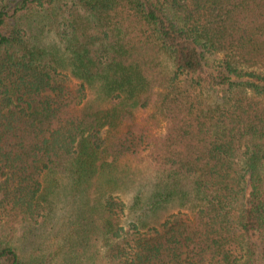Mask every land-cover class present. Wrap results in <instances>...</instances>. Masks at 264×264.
Segmentation results:
<instances>
[{"label": "trees", "instance_id": "obj_1", "mask_svg": "<svg viewBox=\"0 0 264 264\" xmlns=\"http://www.w3.org/2000/svg\"><path fill=\"white\" fill-rule=\"evenodd\" d=\"M0 264H264V0H0Z\"/></svg>", "mask_w": 264, "mask_h": 264}, {"label": "rangeland", "instance_id": "obj_2", "mask_svg": "<svg viewBox=\"0 0 264 264\" xmlns=\"http://www.w3.org/2000/svg\"><path fill=\"white\" fill-rule=\"evenodd\" d=\"M152 132L155 135H162L166 132L165 123H161L159 126L153 127ZM125 168H129V171L132 173H138L139 179H146L149 177L150 173L147 169L146 164L138 163L134 161L129 162V166L123 164ZM65 197L67 199L66 203L63 206H60L53 214L52 224L59 226H66V228H71L75 230L79 226L91 227L94 233H97L100 228V217L98 215L95 216H87L85 210L78 206L75 202L72 204L70 202V192L65 193ZM129 199V198H128ZM90 229V228H89ZM99 235V232H98ZM95 240V239H93ZM97 244V241L94 242V246ZM92 259V258H91ZM90 263H95V260H90Z\"/></svg>", "mask_w": 264, "mask_h": 264}]
</instances>
